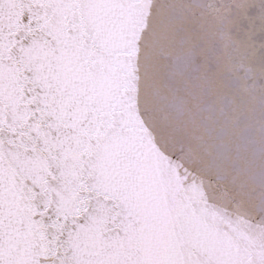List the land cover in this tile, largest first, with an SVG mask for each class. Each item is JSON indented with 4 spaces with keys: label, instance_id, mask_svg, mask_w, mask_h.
Returning <instances> with one entry per match:
<instances>
[{
    "label": "snow or ice",
    "instance_id": "6c2138e0",
    "mask_svg": "<svg viewBox=\"0 0 264 264\" xmlns=\"http://www.w3.org/2000/svg\"><path fill=\"white\" fill-rule=\"evenodd\" d=\"M74 3L0 0V264H102L85 251L80 226L87 217L90 230H111L119 219L117 200L82 163L83 154H67L90 129L44 103L30 79L33 60L54 30L71 22L66 10ZM145 3L156 46L185 54L177 93L207 124L208 149L225 178L217 187L240 224L227 264H264V0ZM6 65L16 70L11 91L4 86ZM39 158L49 161L61 199L34 183ZM206 191L214 197L217 188ZM12 212L16 224L8 221Z\"/></svg>",
    "mask_w": 264,
    "mask_h": 264
},
{
    "label": "water",
    "instance_id": "95a60500",
    "mask_svg": "<svg viewBox=\"0 0 264 264\" xmlns=\"http://www.w3.org/2000/svg\"><path fill=\"white\" fill-rule=\"evenodd\" d=\"M148 11L145 0H75L66 10L71 22L54 30L31 64L42 101L90 129L68 156L83 154L82 163L120 206L111 230H90L85 217L81 243L102 264H179L189 257L227 264L240 224L217 187L225 178L209 152L207 124L177 93L185 54L156 46ZM15 72L3 69L6 90ZM31 176L41 191L61 199L48 160L39 158ZM7 218L16 224L19 216Z\"/></svg>",
    "mask_w": 264,
    "mask_h": 264
}]
</instances>
